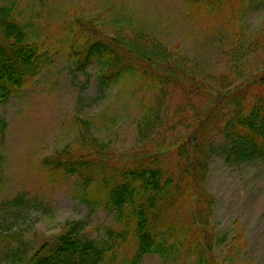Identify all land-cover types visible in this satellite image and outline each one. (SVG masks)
<instances>
[{"label":"rangeland","instance_id":"obj_1","mask_svg":"<svg viewBox=\"0 0 264 264\" xmlns=\"http://www.w3.org/2000/svg\"><path fill=\"white\" fill-rule=\"evenodd\" d=\"M3 5L11 7L53 54L39 75L0 106L5 125L0 129V232L11 235L6 246L0 243V264H11L4 247L28 255L60 234L68 222H80L93 240L117 229L111 210L102 207L91 212L78 200L70 181L53 180L42 164L46 156L71 142L76 122L85 119L95 120L94 133L120 153L109 151L118 158L138 147L171 150L159 161L164 170L173 172L179 146L185 145L181 160L187 165L192 161L194 166L202 155L195 151L208 154L205 179L164 210V228L158 229L167 234L161 241L169 247L167 253L146 255L139 264H196V249L204 250L205 256L211 251L215 264H264V162L228 165L222 158L224 139L214 140L211 123L219 125L220 133L223 126L211 115L209 123L195 131L209 114L225 113L229 118L232 107L243 109L264 93L255 81L257 73L264 72V6L257 7V2L244 12L240 21L244 35L259 34V40L239 64L229 65L230 46L220 33L222 26L214 25V18L201 21L186 0H0ZM77 18L87 32L105 36L131 33L139 24L185 58L196 75L193 93L169 92L161 104L157 129L148 133L147 142L138 141L136 120L141 107L157 103L159 92L135 84L100 90L94 63L78 71L68 58L67 46L68 23ZM237 68L242 74L234 73ZM230 89L233 94L225 96ZM208 126L212 133L203 141ZM17 196L24 205L4 213L2 204ZM120 253L118 259L133 255L127 247Z\"/></svg>","mask_w":264,"mask_h":264},{"label":"trees","instance_id":"obj_2","mask_svg":"<svg viewBox=\"0 0 264 264\" xmlns=\"http://www.w3.org/2000/svg\"><path fill=\"white\" fill-rule=\"evenodd\" d=\"M186 2L201 21L214 18V25L222 26L224 30L221 28L220 33L230 46L227 52L229 65L239 64L240 58L246 57V53L257 45L254 43L259 40V34L254 38L245 36L240 21L244 12L255 7L253 4L258 2L257 7L264 6V0ZM110 22L114 24L113 20ZM84 25L77 18L70 21L67 28L68 58L78 71L83 72L94 63L100 90L135 84L139 89L146 87L159 92L157 103L141 107L136 120L138 141L147 142L148 133L157 129L161 104L169 92L183 96L193 93L197 89V84L194 85L196 75L185 58L175 55L163 41L139 24L131 33L116 31L110 36L98 31L89 33L83 29ZM52 50L32 35L11 7L0 6V106L43 71L51 62ZM236 72L242 74L238 68L234 70ZM258 73L255 81L260 89L264 87V72ZM233 92L227 90L224 95ZM260 96L243 109L232 107L229 118L225 113L220 116L209 114L195 129L199 133L209 123L210 115L211 120L223 126L220 133L219 125L211 123L216 130L213 131L214 140L218 137L224 139L222 158L228 165L254 159L264 162V93ZM4 127L0 120V129ZM95 128V120L77 121L71 142L46 156L42 164L53 180L61 177L70 181L78 200L91 212L102 207L111 210L117 229H109L102 238L93 240L83 231L80 222H68L60 234L43 242L28 255H23L19 248L8 250L4 247L6 260L11 264H139L146 255L158 253L164 256L167 253L169 247L161 243L167 234H160L162 231L158 229L159 225L164 228V210L172 208L178 198L187 196L196 181L205 179L208 154L202 149L195 151L202 155L195 160L194 166L192 161L187 165L181 160V150L185 146L181 145L174 159L175 171L168 172L163 169L159 157L171 150L138 147L128 151L130 155L125 158H118L116 156L120 153L112 149L100 133L95 134ZM210 133L212 128L208 126L203 130V141ZM192 146L197 149L194 144ZM109 151L117 154L112 156ZM2 205L3 212L7 213L22 207L24 202L17 196ZM10 237L0 232V243L6 246ZM197 244L200 246L199 242ZM125 247L133 255L118 259ZM194 253L197 255L196 264H215L211 251L207 256L202 249H196Z\"/></svg>","mask_w":264,"mask_h":264}]
</instances>
